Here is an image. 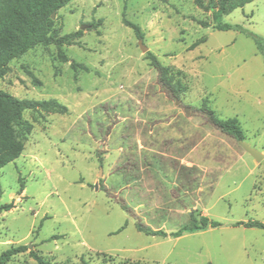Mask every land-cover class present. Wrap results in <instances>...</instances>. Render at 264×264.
Masks as SVG:
<instances>
[{
    "label": "rangeland",
    "instance_id": "rangeland-1",
    "mask_svg": "<svg viewBox=\"0 0 264 264\" xmlns=\"http://www.w3.org/2000/svg\"><path fill=\"white\" fill-rule=\"evenodd\" d=\"M54 20L60 35L82 31L81 44L37 46L0 77V90L19 99L67 107L23 114L32 133L0 169V205H14L0 213V255L27 245L49 264H264V230L237 226L264 223V160L200 112L207 103L238 118L264 154V57L254 40L216 30L193 0H72ZM223 22L264 37V0ZM148 52L180 72V98L159 85ZM203 216L221 226L179 238L136 229L171 233ZM30 251L7 264H39Z\"/></svg>",
    "mask_w": 264,
    "mask_h": 264
},
{
    "label": "trees",
    "instance_id": "trees-1",
    "mask_svg": "<svg viewBox=\"0 0 264 264\" xmlns=\"http://www.w3.org/2000/svg\"><path fill=\"white\" fill-rule=\"evenodd\" d=\"M72 0H0V77L7 74L9 63L26 54L37 46L56 45H80L78 40L82 31L60 35L55 29L53 14L66 6ZM197 7L210 11L214 28L219 31H238L253 39L260 54L264 57V37L257 35L238 24L223 22V18L239 8L253 2V0H193ZM123 23L131 28L135 35L143 39L144 34L141 27L127 19ZM200 25L205 28L211 27L206 21ZM202 40L201 42H203ZM201 42H196L191 49L197 47ZM147 58L158 72V83L170 96L180 98V95L187 89L179 76L180 72H174L171 68L161 64L156 55L148 52ZM62 59L67 61L65 55ZM72 68H82L89 71V68L72 61ZM26 110L32 111H53L57 113L67 112V107L57 100H29L19 99L3 90H0V169L17 160L25 149V142L32 133L33 125L26 121L23 114ZM200 112L207 118L210 124L223 133L239 140H245L244 131L238 118L221 119L214 110L203 103ZM102 163V161L100 160ZM124 210L131 213L130 208L121 202ZM13 204L0 205V213L10 211ZM209 226L216 228L221 226L217 221H211L203 216L192 225L184 226L179 230L167 233L162 230H153L151 227L140 221L136 222V229L149 236L163 238H179L185 234H193L209 229ZM237 226L245 228H258L264 230V223L258 221L239 222ZM55 239V238H52ZM30 251L27 245H20L10 248L0 255V264L7 262L14 256ZM39 264H49L35 250L30 251Z\"/></svg>",
    "mask_w": 264,
    "mask_h": 264
},
{
    "label": "water",
    "instance_id": "water-1",
    "mask_svg": "<svg viewBox=\"0 0 264 264\" xmlns=\"http://www.w3.org/2000/svg\"><path fill=\"white\" fill-rule=\"evenodd\" d=\"M52 18H55V13L53 14ZM85 26H82V29H84ZM140 46L141 49L146 52L148 50V48L143 44L142 41H140ZM239 145L247 152L249 153L251 156L254 157V159L256 160V162L260 163L264 160V154L262 152H260L259 150H257L256 148L252 147V145L250 143H248L245 140H239L238 141ZM100 177L103 176V169L101 168L100 171ZM98 188V186L96 185V189ZM209 228H212L211 226H209ZM31 248V247H30Z\"/></svg>",
    "mask_w": 264,
    "mask_h": 264
}]
</instances>
